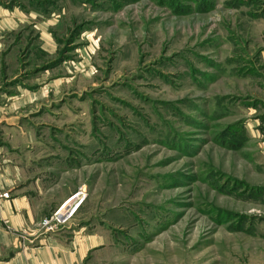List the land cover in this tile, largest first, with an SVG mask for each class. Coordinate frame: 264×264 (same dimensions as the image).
Here are the masks:
<instances>
[{"label": "rangeland", "instance_id": "obj_1", "mask_svg": "<svg viewBox=\"0 0 264 264\" xmlns=\"http://www.w3.org/2000/svg\"><path fill=\"white\" fill-rule=\"evenodd\" d=\"M4 1L51 83L19 115L116 264H264V0Z\"/></svg>", "mask_w": 264, "mask_h": 264}, {"label": "crops", "instance_id": "obj_2", "mask_svg": "<svg viewBox=\"0 0 264 264\" xmlns=\"http://www.w3.org/2000/svg\"><path fill=\"white\" fill-rule=\"evenodd\" d=\"M7 4L0 0V193L10 198L0 202V264H116L118 244L91 221L76 219L84 202L79 204L75 190L64 188L63 181L71 177L69 159L52 155L44 145L43 128L19 115L28 103L27 109L46 99L42 92L51 83L38 81L39 88L25 93L30 88L26 80L13 77L20 63L12 56L26 45V39L19 40L26 31L20 28L23 16ZM55 107L52 103L43 113ZM63 204L66 209L77 205L74 214L55 232L45 233L41 222Z\"/></svg>", "mask_w": 264, "mask_h": 264}, {"label": "built area", "instance_id": "obj_3", "mask_svg": "<svg viewBox=\"0 0 264 264\" xmlns=\"http://www.w3.org/2000/svg\"><path fill=\"white\" fill-rule=\"evenodd\" d=\"M9 198L10 196L7 193H0V202L6 201ZM82 199H83V196H81V200ZM65 206L66 205L63 204L59 210H57L50 217L44 219L41 222V228L44 230L45 233L55 232L57 229V226L62 224L67 218L71 217L77 208V205H75L72 209L71 208L66 209Z\"/></svg>", "mask_w": 264, "mask_h": 264}, {"label": "bare ground", "instance_id": "obj_4", "mask_svg": "<svg viewBox=\"0 0 264 264\" xmlns=\"http://www.w3.org/2000/svg\"><path fill=\"white\" fill-rule=\"evenodd\" d=\"M75 197H78V195H77V196H75Z\"/></svg>", "mask_w": 264, "mask_h": 264}]
</instances>
